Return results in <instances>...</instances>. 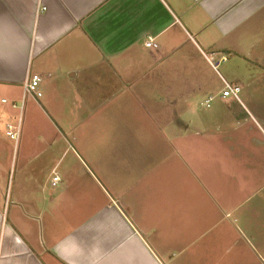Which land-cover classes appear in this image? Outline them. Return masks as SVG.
<instances>
[{
	"label": "crops",
	"instance_id": "1",
	"mask_svg": "<svg viewBox=\"0 0 264 264\" xmlns=\"http://www.w3.org/2000/svg\"><path fill=\"white\" fill-rule=\"evenodd\" d=\"M262 74L264 0H0V264H264Z\"/></svg>",
	"mask_w": 264,
	"mask_h": 264
},
{
	"label": "rangeland",
	"instance_id": "2",
	"mask_svg": "<svg viewBox=\"0 0 264 264\" xmlns=\"http://www.w3.org/2000/svg\"><path fill=\"white\" fill-rule=\"evenodd\" d=\"M216 58H213V63H215ZM217 73L220 75H223L222 68L219 66L217 68ZM261 76H264L262 74ZM264 80V79H263ZM237 85H240L243 87L242 84L239 82ZM244 89L242 93H245ZM213 95L215 96L218 95L216 90H213ZM243 94L240 95V97ZM13 102L10 104L11 110H13L14 114V122L11 123L13 127H19V139H18V144L16 143L15 147V152H14V160H20L21 157H24L22 153V146L24 147H33L38 144L43 145L45 142H41L42 139L39 135V132L41 131L42 134H44L46 140L50 143L58 144V136L56 134V129L55 126L59 125V122H55L54 120L49 121L47 119H44L42 116L41 118H34V114H38L40 110L38 107H34L33 103L29 102L27 99L26 100H20L19 102L15 103V107L13 106ZM39 105H41L39 103ZM41 109H44L43 106H41ZM203 108H201V112ZM70 138V136H68ZM14 143V142H13ZM25 153V152H24ZM28 155V154H26Z\"/></svg>",
	"mask_w": 264,
	"mask_h": 264
},
{
	"label": "built area",
	"instance_id": "3",
	"mask_svg": "<svg viewBox=\"0 0 264 264\" xmlns=\"http://www.w3.org/2000/svg\"><path fill=\"white\" fill-rule=\"evenodd\" d=\"M164 1V0H161ZM44 10V8H43ZM145 46L147 48L150 49H156L157 48V44L155 43L153 38H148L147 41L145 42ZM210 60H213L212 58ZM223 60H225L223 58ZM41 82V78L38 75H32L31 77H29L23 85V93L24 95H31L35 98H38L41 96L40 92H39V84ZM239 93H240V88L237 86H231L228 83H225L222 91H221V97L222 98H227V97H232L236 100L239 99ZM15 107V104L13 105ZM6 136L8 138H10L11 140H13L15 142V144L18 142L19 139V127H13L8 125L7 129H6ZM60 181L59 176L57 175H53L52 179H51V185L55 186L58 182Z\"/></svg>",
	"mask_w": 264,
	"mask_h": 264
}]
</instances>
